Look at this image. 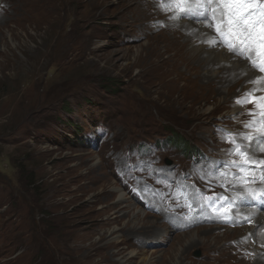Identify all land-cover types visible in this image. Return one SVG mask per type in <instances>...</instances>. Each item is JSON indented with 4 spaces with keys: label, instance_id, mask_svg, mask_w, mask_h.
<instances>
[{
    "label": "rangeland",
    "instance_id": "1",
    "mask_svg": "<svg viewBox=\"0 0 264 264\" xmlns=\"http://www.w3.org/2000/svg\"><path fill=\"white\" fill-rule=\"evenodd\" d=\"M169 18L158 0H0V264L258 259L243 245L257 243L245 228L256 209L240 199L260 182L243 190L233 176L228 135L249 132L254 104L232 115L215 84L178 93L184 81L161 86L129 64L140 30L154 36ZM220 197L233 202L227 220ZM212 226L227 232L217 247L202 234Z\"/></svg>",
    "mask_w": 264,
    "mask_h": 264
},
{
    "label": "bare ground",
    "instance_id": "2",
    "mask_svg": "<svg viewBox=\"0 0 264 264\" xmlns=\"http://www.w3.org/2000/svg\"><path fill=\"white\" fill-rule=\"evenodd\" d=\"M140 18V16H137V20ZM144 23L142 24L145 25ZM140 31L142 35L147 36V42L136 47L135 58L130 60L129 64L138 66L141 77L145 76L153 83L158 82V85L161 84V86L167 87L173 83L180 84L181 81H184V84L177 89L178 93L188 90L192 83L215 84L218 87L217 93L221 97L220 102L229 107V113L232 115L239 113L243 107L232 101L234 97L239 96L243 91L247 90L249 92L252 89H260L254 95H264V82L260 84L250 83V81L262 75L248 69L246 67L247 61L234 58L224 47L210 48L207 44L202 43V41L209 39L212 34L211 30L203 27L202 24L195 23L190 19L173 20L169 18L167 30L160 31L154 36L149 35L151 31L147 27L142 28ZM259 156V154H255V157ZM261 156L264 157V153H261ZM115 190L118 193L119 201L128 198L123 189L117 187ZM252 213L254 215L253 222L245 228L252 233L250 238H255L257 243L252 245L248 240L243 245L252 248L251 250L256 253L258 258L256 259L259 261L255 260L252 264H264V256L262 257L264 251V232H262L264 229V212L253 210ZM133 217V223L138 225L144 220L145 212L138 206L133 205ZM154 227L162 229L164 226L154 225ZM220 228V226H212L202 231L204 236L214 237L213 247H217L223 241L222 236L227 235V232L218 235L216 232ZM232 232H237V229L232 230ZM230 233L231 230H229L228 235ZM113 239L116 242L119 240L118 236H114ZM178 244H181V242ZM259 244H262L260 248ZM137 254L139 253L135 254V251L129 253L130 256Z\"/></svg>",
    "mask_w": 264,
    "mask_h": 264
},
{
    "label": "snow or ice",
    "instance_id": "3",
    "mask_svg": "<svg viewBox=\"0 0 264 264\" xmlns=\"http://www.w3.org/2000/svg\"><path fill=\"white\" fill-rule=\"evenodd\" d=\"M159 6L171 14L173 20L190 19L195 23L211 30L209 39L202 41L210 48L224 47L234 58L247 61L246 67L264 74V0H158ZM264 82V75L250 81L253 84ZM260 89H252L243 97L236 100V104L243 106L254 104V110L249 111L250 116L259 117L244 124L249 129L247 134L229 133V142L234 145L233 154L239 159L231 161V165L238 169L240 175L233 173L242 186L256 182L252 174L255 169H260L261 179L264 180V159L256 160V153L264 151V95L255 96ZM252 131L256 136H252ZM241 135L247 144H241L235 139ZM251 153V155H249ZM246 174V175H245ZM223 175V173L221 174ZM264 196V192L260 193ZM258 198L256 189L247 188V195L242 200ZM210 207L217 211L215 200L206 197ZM225 201L219 206V211L227 220L231 214L232 201L220 197Z\"/></svg>",
    "mask_w": 264,
    "mask_h": 264
},
{
    "label": "water",
    "instance_id": "4",
    "mask_svg": "<svg viewBox=\"0 0 264 264\" xmlns=\"http://www.w3.org/2000/svg\"><path fill=\"white\" fill-rule=\"evenodd\" d=\"M200 254H201V253H200V251L198 250V251L196 252V255H197V256H200Z\"/></svg>",
    "mask_w": 264,
    "mask_h": 264
},
{
    "label": "trees",
    "instance_id": "5",
    "mask_svg": "<svg viewBox=\"0 0 264 264\" xmlns=\"http://www.w3.org/2000/svg\"><path fill=\"white\" fill-rule=\"evenodd\" d=\"M178 132V131H177ZM179 135H180V133H179ZM179 135H177V138L179 139L180 137H179ZM183 140V139H182Z\"/></svg>",
    "mask_w": 264,
    "mask_h": 264
}]
</instances>
